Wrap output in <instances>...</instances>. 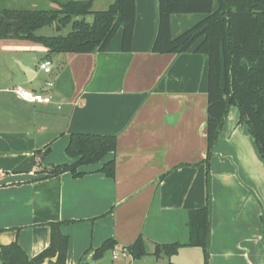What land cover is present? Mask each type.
Masks as SVG:
<instances>
[{
    "label": "crops",
    "instance_id": "obj_1",
    "mask_svg": "<svg viewBox=\"0 0 264 264\" xmlns=\"http://www.w3.org/2000/svg\"><path fill=\"white\" fill-rule=\"evenodd\" d=\"M115 1L93 0L92 9ZM159 17V0H136L129 52L121 49L122 28L103 52L0 45V244L18 242L33 257L49 245L51 223L64 222L67 264L95 260L94 249L108 238L125 247L140 236L148 254L139 260L204 264L203 249L187 245L184 202L196 164L207 156L208 58L194 51L198 42L179 54L153 52ZM205 17L172 14V36ZM46 59L50 73L40 68ZM20 65L31 68L29 78ZM18 86L51 102L26 101L13 91ZM76 134L115 136L116 151L76 172L49 175L77 160L68 151ZM112 158L113 176L102 171ZM210 175L208 264H264V158L235 105L213 148ZM177 242L185 245L176 254H154L157 245Z\"/></svg>",
    "mask_w": 264,
    "mask_h": 264
},
{
    "label": "trees",
    "instance_id": "obj_2",
    "mask_svg": "<svg viewBox=\"0 0 264 264\" xmlns=\"http://www.w3.org/2000/svg\"><path fill=\"white\" fill-rule=\"evenodd\" d=\"M57 3L59 8L53 10L0 7V39L11 36L40 43L49 54L94 53L107 50L122 28L121 49L124 52L132 50L136 0H116L101 11L92 9L93 0H58ZM159 4V28L153 52L179 54L198 42L194 51L208 58V150L206 158L196 164L197 173L184 202L189 211L187 245L201 247L204 264H208L211 159L231 106L240 109L241 121L248 125L264 158V0H218L216 10L213 0H159ZM174 13H204L206 17L173 37L171 15ZM4 17L21 21L15 35L13 26L7 24ZM50 25L57 30L66 27L70 30L67 34L52 36L35 33ZM68 151L77 160L72 165L51 167L49 175L66 170L76 172L79 166L102 161L109 153H115L116 137L76 134L72 136ZM113 163L114 158L104 163L102 171L113 176ZM63 223H51L49 245L33 257L18 242L0 244V264H44L47 261V264H67L69 236L62 230ZM183 245L179 242L157 245L154 254L172 256ZM116 246V240L106 239L94 249L93 258H103ZM125 248L135 259L148 254L141 236Z\"/></svg>",
    "mask_w": 264,
    "mask_h": 264
},
{
    "label": "rangeland",
    "instance_id": "obj_3",
    "mask_svg": "<svg viewBox=\"0 0 264 264\" xmlns=\"http://www.w3.org/2000/svg\"><path fill=\"white\" fill-rule=\"evenodd\" d=\"M18 5L16 8L13 9H34V10H53L56 8H59L58 4L56 5L53 0H18ZM0 7H2V4L0 2ZM90 20L92 18H89ZM70 30V27L62 28L61 30H57L54 25L45 26L41 29H38L35 33L37 35H46V36H52V35H59V34H67ZM14 39V40H13ZM13 39H10L11 41H6L0 39V45H24V44H32L29 40H23L19 37H14ZM44 75V73H41ZM154 259L152 257H146L141 260L135 259V258H120L118 260L112 259V252H108L105 257L100 260V262H97L96 260H93L91 257H85L84 258V264H101L105 261H112L113 264H154Z\"/></svg>",
    "mask_w": 264,
    "mask_h": 264
},
{
    "label": "built area",
    "instance_id": "obj_4",
    "mask_svg": "<svg viewBox=\"0 0 264 264\" xmlns=\"http://www.w3.org/2000/svg\"><path fill=\"white\" fill-rule=\"evenodd\" d=\"M41 70L45 73H50L53 69V62L49 59L44 60L40 64ZM21 98L29 102H51V97L49 95L43 94L38 91H33L29 89H25L22 86H18L13 89ZM131 253L125 247H115L112 250V259L118 260L120 258H131ZM45 264V263H44Z\"/></svg>",
    "mask_w": 264,
    "mask_h": 264
},
{
    "label": "water",
    "instance_id": "obj_5",
    "mask_svg": "<svg viewBox=\"0 0 264 264\" xmlns=\"http://www.w3.org/2000/svg\"><path fill=\"white\" fill-rule=\"evenodd\" d=\"M5 22L11 26H13V34L15 35L18 30L20 29L22 23L21 21L19 20H10V19H7L5 18ZM22 70L26 73L27 77L29 78V70H31V68H29L28 66H23V65H20Z\"/></svg>",
    "mask_w": 264,
    "mask_h": 264
}]
</instances>
